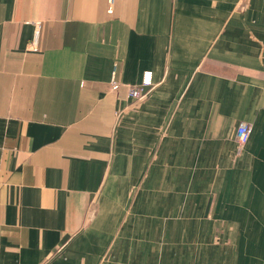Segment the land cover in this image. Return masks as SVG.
<instances>
[{"label": "crops", "instance_id": "crops-1", "mask_svg": "<svg viewBox=\"0 0 264 264\" xmlns=\"http://www.w3.org/2000/svg\"><path fill=\"white\" fill-rule=\"evenodd\" d=\"M0 264H264V0H0Z\"/></svg>", "mask_w": 264, "mask_h": 264}, {"label": "built area", "instance_id": "built-area-1", "mask_svg": "<svg viewBox=\"0 0 264 264\" xmlns=\"http://www.w3.org/2000/svg\"><path fill=\"white\" fill-rule=\"evenodd\" d=\"M111 3L114 0H110ZM153 83V75L151 71H147L144 73L143 80L140 84L137 85H128L129 95L130 97L137 99H142L146 96L149 91L150 86ZM121 86V82L117 78V68H115L113 72V77L111 80V89L116 90ZM252 127L247 122H242L237 128L236 131V140L238 142L239 148L242 149L248 143L251 137Z\"/></svg>", "mask_w": 264, "mask_h": 264}, {"label": "rangeland", "instance_id": "rangeland-1", "mask_svg": "<svg viewBox=\"0 0 264 264\" xmlns=\"http://www.w3.org/2000/svg\"><path fill=\"white\" fill-rule=\"evenodd\" d=\"M147 72V71H146ZM216 238V237H215Z\"/></svg>", "mask_w": 264, "mask_h": 264}]
</instances>
